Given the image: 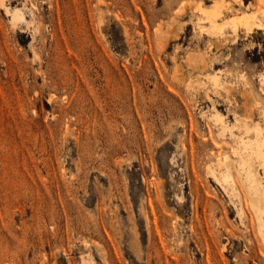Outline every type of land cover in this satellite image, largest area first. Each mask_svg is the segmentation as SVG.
<instances>
[{"label": "rangeland", "instance_id": "1", "mask_svg": "<svg viewBox=\"0 0 264 264\" xmlns=\"http://www.w3.org/2000/svg\"><path fill=\"white\" fill-rule=\"evenodd\" d=\"M248 16L264 0H0V264H264Z\"/></svg>", "mask_w": 264, "mask_h": 264}, {"label": "bare ground", "instance_id": "2", "mask_svg": "<svg viewBox=\"0 0 264 264\" xmlns=\"http://www.w3.org/2000/svg\"><path fill=\"white\" fill-rule=\"evenodd\" d=\"M211 15H212V17L219 16L220 12L219 11H212ZM255 18H256V16H248L246 18V21L243 23L245 25L255 24L258 28H261V29L264 28V24L262 22L251 23V22L255 21ZM256 19H258V18H256ZM262 21H263V19H262ZM248 28H249V26H248ZM249 30H251V29H249ZM224 128L226 129L228 127L224 126ZM246 129H247V132L250 131V129H252L253 134H251L249 140H245L244 138H241V140L238 141V142L243 143L242 149L244 150V152L247 155L255 154L257 157L264 158V148H263L264 147V128H261L260 126L257 125L253 128H251V126H247ZM230 130H231V135H235L233 133L232 129H230ZM234 153H237V149H234ZM225 159H228V157L226 156ZM245 165H246V162L244 160H241V161L239 160V162L237 163V167L239 170H247L248 171V176H249V178H251V183H250V185H248L249 194H250L251 199L253 200L255 206L259 210V212H264V189H261L260 187H256L252 183V182L256 183L257 179L255 178V174L252 176L250 175L251 171ZM212 170H213V175L216 179H218V172H219L221 174V178H222V181L224 183L229 182V181L230 182L234 181L232 173H231V169L230 168H224L221 163L218 165V168L214 167V168H212Z\"/></svg>", "mask_w": 264, "mask_h": 264}]
</instances>
